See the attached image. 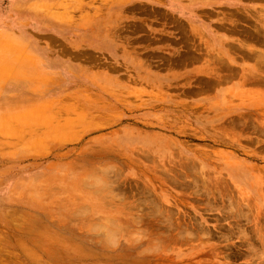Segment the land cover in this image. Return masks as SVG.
Segmentation results:
<instances>
[{"label":"rangeland","instance_id":"obj_1","mask_svg":"<svg viewBox=\"0 0 264 264\" xmlns=\"http://www.w3.org/2000/svg\"><path fill=\"white\" fill-rule=\"evenodd\" d=\"M263 29L264 0H0V264H264Z\"/></svg>","mask_w":264,"mask_h":264},{"label":"bare ground","instance_id":"obj_2","mask_svg":"<svg viewBox=\"0 0 264 264\" xmlns=\"http://www.w3.org/2000/svg\"><path fill=\"white\" fill-rule=\"evenodd\" d=\"M160 10H161V9H160ZM157 11H158V10H157ZM148 12H149V11H148ZM228 15H229V14H228ZM154 17H155V16H154ZM244 17H245V16H244ZM237 26H238V25H237ZM142 27H143V26H142ZM258 28H259V27H258ZM121 29H122V28H121ZM130 29H131V28H130ZM256 30H257V29H256ZM263 30H264V29H263ZM113 31H114V30H113ZM129 32H130V31H129ZM190 32H191V31H190ZM229 32H230V31H229ZM231 32H232V31H231ZM241 32H242V31H241ZM248 32H249V31H248ZM259 33H260V32H259ZM0 35H1V34H0ZM243 36H244V35H243ZM6 37H7V36H6ZM7 38H8V37H7ZM2 39H3V37H2ZM196 39H197V38H196ZM180 41H181V40H180ZM183 42H184V41H183ZM247 42H248V41H247ZM230 44H231V43H230ZM71 46H72V45H71ZM83 46H84V45H83ZM245 46H246V45H245ZM187 47H189V46L187 45ZM244 48H245V47H244ZM73 49H74V48H73ZM73 49H72V50H73ZM21 50H22V49H21ZM21 50H20V52L22 53ZM243 50H244V49H243ZM9 51H10V50H9ZM13 51H14V50H13ZM68 51H69V50H68ZM204 52H205V51H204ZM259 52H260V51H259ZM259 52H258V53H259ZM7 54H8V53H7ZM262 54H263V53H261V56H262ZM8 55H10V54H8ZM164 55H165V54H164ZM254 55H255V54H254ZM259 55H260V54H259ZM76 56H77V55H76ZM208 56H209V55H208ZM10 57H11V56H10ZM79 57H80V56H79ZM5 58H6V57H5ZM15 58H16V57H15ZM261 58H262V57H261ZM263 58H264V57H263ZM9 59H10V58L8 57L7 60L9 61ZM217 59H218V58H217ZM17 60H18V59H17ZM199 60H200V59H199ZM215 61H217V60H215ZM224 61H225V60H224ZM257 61H258V60H257ZM259 61H260V60H259ZM2 62H3V61H2ZM22 62H23V61H22ZM38 62H40V61H37V63H38ZM5 63L8 64L9 62L6 61ZM12 63H13V62H12ZM14 63H15V62H14ZM35 63H36V62H35ZM37 63H36V64H37ZM214 63H215V62H214ZM221 63H223V61H222ZM17 64H18V63H17ZM22 64H23V63H22ZM99 64H100V63H99ZM215 64H216V63H215ZM224 64H225V63H224ZM4 66H5V65H4ZM4 66H2V67H4ZM10 66H11V64H10ZM19 66H21V64H20ZM23 66H24V65H23ZM263 66H264V65H263ZM2 67H1V68H2ZM28 67H29V66H28ZM31 67H32V65H31ZM31 67H30V68H31ZM16 68H17V66H16ZM30 68H29V69H30ZM2 69H3V68H2ZM5 69H6V68H5ZM8 69H9V68H8ZM19 69H20V67H19ZM23 69H24V68H23ZM115 69H116V68H115ZM3 70H4V69H3ZM11 70H12V72H13L14 69L11 68ZM26 70L28 71L27 68H26ZM38 70H39V69H38ZM0 71H1V70H0ZM6 71H7V70H6ZM19 71L21 72V70H19ZM230 71H231V70H230ZM233 71H234V70H233ZM20 72H17V74H16L15 71H14V75L11 73V71L8 72V73H11L12 76L17 77V79L21 78L20 81L22 82V80H23L24 78L19 77V76H20V75H19ZM231 72H232V71H231ZM5 73H6V72H5ZM23 73H24V72H23ZM44 73H45V72H44ZM1 74H2V73H1ZM15 74H16V75H15ZM20 74H21V73H20ZM2 75H3V74H2ZM18 75H19V76H18ZM37 75H38V77H40L39 74H37ZM44 75H45V74H44ZM45 76H46V75H45ZM48 76H49V75H48ZM56 76H57V75H56ZM18 77H19V78H18ZM24 77H25V76H24ZM42 77H43V75H42ZM42 77H41V78H42ZM31 78H32V77H31ZM34 78H35V76H34ZM49 78H50V77H49ZM57 78H58V77H57ZM26 79H28V78H26ZM36 79H37V77H36ZM46 79H47V77H46ZM190 79H191V78H190ZM15 80H16V79H15ZM34 80H35V79H34ZM39 80H41V79H39ZM42 80H43V79H42ZM187 80H188V79H187ZM261 80H262V79H261ZM12 81H14V80H12ZM12 81H11V82H12ZM18 81H19V80H18ZM20 81H19V82H20ZM23 81H24V80H23ZM25 81H26V80H25ZM25 81H24V82H25ZM29 81H30V80H29ZM35 81H36V80H35ZM43 81H44V80H43ZM48 81H49V80H48ZM53 81H54V80H53ZM15 82H16V81H15ZM21 82H20V83H21ZM36 82H37V81H36ZM225 82H226V81H225ZM16 83H17V82H16ZM30 83H31V82H30ZM39 83H40V82H39ZM51 83H52V82H51ZM33 84H34V83H33ZM53 84H54V83H53ZM31 85H32V84H31ZM31 85H30V86H31ZM42 85H43V83H42ZM48 85L50 86L51 84H48ZM33 86H34V85H33ZM46 86H47V85H46ZM245 86H246V85H245ZM31 87H32V86H31ZM44 87H45V86H44ZM47 87H48V86H47ZM72 101H73V100H72ZM47 103H48V102H47ZM49 105H50V104H49ZM63 106H64V105H63ZM87 106H88V105H87ZM69 107H70V106H69ZM53 110H54V109H53ZM53 110H52V112H53ZM245 114H246V113H245ZM31 115H32V114H31ZM28 116H29V115H28ZM52 116H53V115H52ZM30 117H31V116H30ZM3 118H4V117H3ZM28 118H29V117H28ZM50 118H52V117H50ZM32 119L34 120V117H33ZM35 120L38 121L37 119H35ZM44 121H45V120H44ZM6 122H7V121H6ZM21 123H22V122H21ZM3 124H5V123H3ZM19 126H20V125H19ZM48 127H49V126H48ZM50 129H51V128H50ZM33 130H34V129H33ZM55 130H56V129H55ZM169 142H170V141H169ZM33 143H34V142H33ZM172 176H173V175H172ZM262 252H263V251H262ZM263 255H264V254H263Z\"/></svg>","mask_w":264,"mask_h":264}]
</instances>
